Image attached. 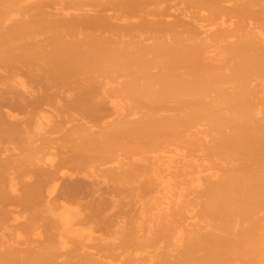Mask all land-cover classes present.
<instances>
[{
    "label": "bare ground",
    "instance_id": "obj_1",
    "mask_svg": "<svg viewBox=\"0 0 264 264\" xmlns=\"http://www.w3.org/2000/svg\"><path fill=\"white\" fill-rule=\"evenodd\" d=\"M0 264H264V0H0Z\"/></svg>",
    "mask_w": 264,
    "mask_h": 264
},
{
    "label": "rangeland",
    "instance_id": "obj_2",
    "mask_svg": "<svg viewBox=\"0 0 264 264\" xmlns=\"http://www.w3.org/2000/svg\"><path fill=\"white\" fill-rule=\"evenodd\" d=\"M67 169H68V168L63 169L64 174H67V173H70V172H71L69 169H68V170H67ZM64 178H66V177H64ZM64 178H63V179H64ZM63 179H61V180L63 181ZM57 180H58V182L61 181L60 178H58ZM64 180H65V179H64ZM62 181H61V182H62ZM53 183H54V179H52V181H51V187L53 186ZM57 185H59V183H57L56 186H57ZM53 194H54V192H53L51 195H53ZM45 195H46V194H45ZM51 195H50V196H51ZM53 196H54V195H53ZM60 196H61V195H60ZM60 196L57 197V199H58L59 201H60ZM46 198H47V199H46ZM50 198H51V197H50ZM45 199L48 200V202H49V200H50V199H49V196H47V195H46ZM52 199H54V198H52ZM53 207H54V206H53ZM39 209L41 210V212H42L43 214H45V213L47 212V213H51V214L53 215V214H54L53 211H55L54 208H52L50 205H44V206H42V207L39 208ZM44 210H45V211H44ZM47 210H48V211H47ZM47 213H46V215H47ZM55 213H56V214H55V217H56V218L59 217L58 210H57ZM57 214H58V215H57ZM48 215H49V214H48ZM53 217H54V215H53ZM59 222H60V221L58 220V224H60L61 227H62L63 224H61V222H60V223H59Z\"/></svg>",
    "mask_w": 264,
    "mask_h": 264
}]
</instances>
